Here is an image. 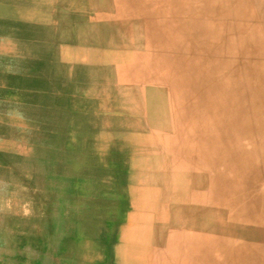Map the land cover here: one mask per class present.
I'll return each mask as SVG.
<instances>
[{
  "label": "rangeland",
  "instance_id": "374dc122",
  "mask_svg": "<svg viewBox=\"0 0 264 264\" xmlns=\"http://www.w3.org/2000/svg\"><path fill=\"white\" fill-rule=\"evenodd\" d=\"M0 264H264V0H0Z\"/></svg>",
  "mask_w": 264,
  "mask_h": 264
},
{
  "label": "bare ground",
  "instance_id": "6f19581e",
  "mask_svg": "<svg viewBox=\"0 0 264 264\" xmlns=\"http://www.w3.org/2000/svg\"><path fill=\"white\" fill-rule=\"evenodd\" d=\"M103 4V3H102ZM109 4H111V3H109ZM110 6V5H109ZM111 7V6H110ZM112 9V8H111ZM109 10H110V8H109ZM109 10H108V12H109ZM113 10V9H112ZM114 25V24H113ZM117 25V24H116ZM122 26V25H121ZM119 27V26H118ZM112 28V27H111ZM116 28V27H115ZM121 32V31H120ZM115 83V82H114ZM115 102V101H114ZM109 107V106H108ZM118 108V107H117ZM137 111V110H136ZM110 114V113H109ZM115 115V114H114ZM119 115V114H118ZM107 116H109V115H107ZM116 116V115H115ZM123 116V115H122ZM104 117H106V116H104ZM108 118V117H107ZM142 118V117H141ZM118 119H120V118H118ZM143 120V119H142ZM106 123V122H105ZM130 123V122H129ZM108 124H109V122H108ZM128 124V123H127ZM129 125V124H128ZM124 126V125H123ZM106 127V126H105ZM125 127V126H124ZM107 128H108V126H107ZM119 130V129H118ZM117 130V131H118ZM108 135V134H107ZM112 137V136H111ZM119 137V136H118ZM153 156V155H152ZM151 156V157H152ZM155 165V164H154ZM234 165H232L231 167H233ZM153 170V169H152ZM151 170V171H152Z\"/></svg>",
  "mask_w": 264,
  "mask_h": 264
}]
</instances>
